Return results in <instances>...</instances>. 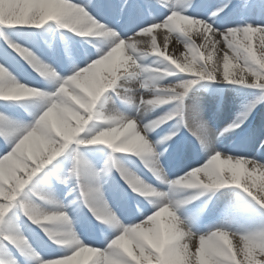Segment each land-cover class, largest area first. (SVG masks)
Wrapping results in <instances>:
<instances>
[{
    "label": "snow or ice",
    "instance_id": "obj_1",
    "mask_svg": "<svg viewBox=\"0 0 264 264\" xmlns=\"http://www.w3.org/2000/svg\"><path fill=\"white\" fill-rule=\"evenodd\" d=\"M260 107L264 0H0V264H264Z\"/></svg>",
    "mask_w": 264,
    "mask_h": 264
},
{
    "label": "rangeland",
    "instance_id": "obj_2",
    "mask_svg": "<svg viewBox=\"0 0 264 264\" xmlns=\"http://www.w3.org/2000/svg\"><path fill=\"white\" fill-rule=\"evenodd\" d=\"M161 37L162 35L160 36V38ZM160 38L159 40H161ZM254 41L256 47L259 48V37L254 38ZM101 71L106 72V69H101ZM222 88L223 106L215 120V123H218L219 125L221 124V127H223L227 122L233 119L237 115L241 107V97L228 85H223ZM204 95L209 96L210 94L208 92H205ZM251 121L253 125H259L262 121H264V107H260L259 110L254 113L253 117L251 118ZM173 172L176 171L173 170ZM48 226L56 231H62L64 227L62 224L59 223L49 224Z\"/></svg>",
    "mask_w": 264,
    "mask_h": 264
},
{
    "label": "bare ground",
    "instance_id": "obj_3",
    "mask_svg": "<svg viewBox=\"0 0 264 264\" xmlns=\"http://www.w3.org/2000/svg\"><path fill=\"white\" fill-rule=\"evenodd\" d=\"M161 33H162V30H159ZM161 40H159V42L162 44V40H163V37H161L160 38ZM176 47V45H171L170 46V48H169V51L170 52H172L173 50H174V48ZM218 126H220L221 127V124L219 125V124H217ZM184 142H185V140H184ZM186 143V142H185ZM226 143H230V142H228V141H226ZM171 168H172V166H171ZM182 169L181 170H179V172H177L176 174H178L179 173V175H182ZM181 172V173H180ZM118 174V177H119V173H117ZM175 176H177V175H175ZM121 182H123V180H121Z\"/></svg>",
    "mask_w": 264,
    "mask_h": 264
}]
</instances>
